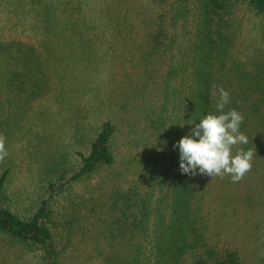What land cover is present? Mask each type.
Here are the masks:
<instances>
[{
    "label": "trees",
    "instance_id": "obj_1",
    "mask_svg": "<svg viewBox=\"0 0 264 264\" xmlns=\"http://www.w3.org/2000/svg\"><path fill=\"white\" fill-rule=\"evenodd\" d=\"M185 1L0 0V259L64 264L66 228L90 264H247L173 145L223 88L264 157V0H198L183 39Z\"/></svg>",
    "mask_w": 264,
    "mask_h": 264
},
{
    "label": "rangeland",
    "instance_id": "obj_2",
    "mask_svg": "<svg viewBox=\"0 0 264 264\" xmlns=\"http://www.w3.org/2000/svg\"><path fill=\"white\" fill-rule=\"evenodd\" d=\"M151 10L154 5V0H136ZM91 0H85L80 5L84 10L80 11L78 15H82L87 8ZM186 10L188 11L185 19L180 22L178 26V33L184 39L188 36L190 30L193 29L194 18L193 13L198 8V0H186ZM142 20V19H140ZM18 144V142H16ZM239 145L234 146L233 152H235ZM259 152V150H258ZM23 157V158H22ZM20 157V160H24L25 165L23 168H15L12 176L14 187L20 188L24 186V194H32L35 188V182L37 180V174L40 170L33 169L29 159L26 156ZM16 162L19 163V159L16 158ZM215 182V188L210 190L208 197L206 198L207 208L209 206L214 207L216 219L213 223L214 226L223 230V238L226 237L228 241L232 242V246L239 251L244 258L245 263H254L260 258H264V157H253L251 169L245 173L242 179L238 182H233L231 177L225 175L223 178L217 176L213 179ZM211 183V179H208V184ZM38 188V186H37ZM21 208L27 205V202L18 203ZM81 226V224H80ZM80 226L75 228L73 241L71 244H76L81 239L79 232ZM65 230V231H64ZM62 232V240L66 241V248L63 253L64 264H90L85 262L86 254L79 252V246L75 249L68 243L66 228ZM66 232V234H65ZM85 241V240H84ZM13 259V260H12ZM11 262L3 261L0 259V264H30L29 261L24 259H14L12 257Z\"/></svg>",
    "mask_w": 264,
    "mask_h": 264
},
{
    "label": "clouds",
    "instance_id": "obj_3",
    "mask_svg": "<svg viewBox=\"0 0 264 264\" xmlns=\"http://www.w3.org/2000/svg\"><path fill=\"white\" fill-rule=\"evenodd\" d=\"M229 103V92L219 89L215 111L189 122L193 127L173 145L179 151L182 174L221 178L228 175L233 182H238L251 169L254 157L251 149L240 147L233 152L234 146L247 145L248 137L240 130L243 114L235 108L225 110ZM5 155L7 152L0 140V159Z\"/></svg>",
    "mask_w": 264,
    "mask_h": 264
}]
</instances>
